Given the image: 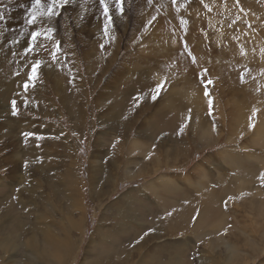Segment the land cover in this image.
I'll return each instance as SVG.
<instances>
[{
	"label": "rangeland",
	"instance_id": "obj_1",
	"mask_svg": "<svg viewBox=\"0 0 264 264\" xmlns=\"http://www.w3.org/2000/svg\"><path fill=\"white\" fill-rule=\"evenodd\" d=\"M33 3L0 0V264L264 263V0Z\"/></svg>",
	"mask_w": 264,
	"mask_h": 264
},
{
	"label": "snow or ice",
	"instance_id": "obj_2",
	"mask_svg": "<svg viewBox=\"0 0 264 264\" xmlns=\"http://www.w3.org/2000/svg\"><path fill=\"white\" fill-rule=\"evenodd\" d=\"M69 0H52V3L49 5L48 9H47V14L48 15H53L54 14V8L57 4H59L61 7H63L64 5L68 4ZM119 4L120 5H123L124 3V0H118ZM100 3L104 5V14L105 16L108 17V21L111 22V16L109 15V8H108V5L105 3V0H100ZM41 5V0H34V3L32 5V8H33V14L31 16V19L28 20V23L29 24H33L35 23L36 21V8L38 6ZM121 11H123V8L121 7ZM3 18V15L0 14V19ZM107 28H108V25L105 24V31H107ZM42 34L39 32V31H33L32 34H31V39L32 41H37L39 39V37L41 36ZM28 51H31V46L27 49ZM55 54H53V59H55ZM41 67V64L39 61H37L35 64L32 65L31 67V73H30V78H35L38 74V69ZM206 71V70H205ZM203 79H205L206 81V84H205V87L207 88L208 85H211L213 83L212 80H208L205 77H202ZM28 83H25L24 87L27 89L28 88ZM208 93L206 92V95ZM157 97L155 95H153L152 99L155 100ZM16 105H17V101L16 100H13L12 101V107L13 109L15 110L16 109ZM33 133L31 132H28V133H25V136L26 137H30L32 136ZM262 179H264V177H262Z\"/></svg>",
	"mask_w": 264,
	"mask_h": 264
},
{
	"label": "bare ground",
	"instance_id": "obj_3",
	"mask_svg": "<svg viewBox=\"0 0 264 264\" xmlns=\"http://www.w3.org/2000/svg\"><path fill=\"white\" fill-rule=\"evenodd\" d=\"M48 68V67H47ZM50 70V69H49ZM52 72V71H51ZM50 72V73H51ZM183 90L187 93V94H189V89L187 88H183ZM168 103L169 104H171L172 102H171V99H169L168 100ZM173 103H174V101H173ZM205 104V103H204ZM202 105H203V101H202V99H200V100H197V101H193L192 102V107H194V108H197L198 109V113H200L201 112V107H202ZM240 114H242V113H240ZM204 122V121H203ZM201 123V122H200ZM205 123V122H204ZM262 126H264V125H262ZM206 132H207V130H206ZM51 168V167H50ZM196 171H200V168L199 169H197ZM57 172V171H56ZM64 176V175H63ZM65 178V177H64ZM72 179V178H71ZM72 181V180H71ZM68 182V181H67ZM191 182V181H190ZM69 186V191H71V185H68ZM151 188L153 187V186H150ZM76 193H77V191H76ZM80 212V211H79ZM133 215L134 214H132L127 208L126 209H122L121 211H120V217H121V219L122 220H126L127 218H132L133 217ZM39 219V218H38ZM79 219V218H78ZM81 223V222H80ZM80 223H78V224H80ZM75 225H77V223L75 224ZM220 226V225H219ZM1 241V240H0ZM7 240L6 239H4L3 240V244L6 242ZM31 241H32V244L35 246L36 245V241H35V239L34 238H31ZM54 244L55 243H57L58 242V240L56 241V239L55 240H51ZM38 243V242H37ZM52 243V244H53ZM69 243V242H68ZM2 244V245H3ZM59 244V243H58ZM234 244V243H233ZM7 244L5 243V246H6ZM70 246H71V244H70ZM234 246L235 247H237V248H239L240 249V246H238V243L236 242L235 244H234ZM37 247V246H36ZM7 248V247H6ZM32 249V248H31ZM235 249V248H234ZM242 249H243V247H242ZM243 251V250H242ZM244 252H246V251H244ZM236 253H237V255H238V258L235 260V262H236V264H239V262L237 261L238 259H239V253H238V251H237V249H236ZM259 254V253H258ZM57 257V256H56ZM244 258V257H243ZM246 258V257H245ZM179 261V259H174L173 260V264L174 263H176L177 264V262ZM242 263L241 264H250V262L249 261H247V259L246 260H242L241 261ZM219 264V263H218ZM260 264H264V263H260Z\"/></svg>",
	"mask_w": 264,
	"mask_h": 264
}]
</instances>
